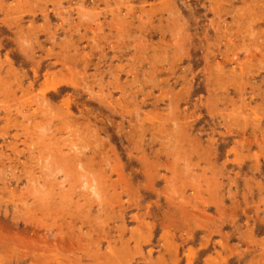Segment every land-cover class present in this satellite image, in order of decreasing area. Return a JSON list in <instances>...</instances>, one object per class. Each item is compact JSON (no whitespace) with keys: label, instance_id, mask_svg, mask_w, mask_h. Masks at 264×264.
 <instances>
[{"label":"rangeland","instance_id":"1","mask_svg":"<svg viewBox=\"0 0 264 264\" xmlns=\"http://www.w3.org/2000/svg\"><path fill=\"white\" fill-rule=\"evenodd\" d=\"M0 264H264V0H0Z\"/></svg>","mask_w":264,"mask_h":264}]
</instances>
